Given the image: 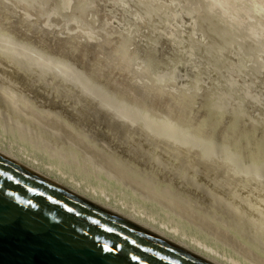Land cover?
Here are the masks:
<instances>
[{"label": "rangeland", "instance_id": "obj_1", "mask_svg": "<svg viewBox=\"0 0 264 264\" xmlns=\"http://www.w3.org/2000/svg\"><path fill=\"white\" fill-rule=\"evenodd\" d=\"M180 2L0 0V146L264 264V1Z\"/></svg>", "mask_w": 264, "mask_h": 264}, {"label": "water", "instance_id": "obj_2", "mask_svg": "<svg viewBox=\"0 0 264 264\" xmlns=\"http://www.w3.org/2000/svg\"><path fill=\"white\" fill-rule=\"evenodd\" d=\"M0 264H213L0 153Z\"/></svg>", "mask_w": 264, "mask_h": 264}, {"label": "bare ground", "instance_id": "obj_3", "mask_svg": "<svg viewBox=\"0 0 264 264\" xmlns=\"http://www.w3.org/2000/svg\"><path fill=\"white\" fill-rule=\"evenodd\" d=\"M118 1V0H117ZM124 1V0H123ZM138 1H140V0H138ZM144 2L146 1V2H149V0L147 1V0H143ZM157 1V0H156ZM163 1H165V4L167 3V4H169V5H171V7L173 6V9H171V7H169V5H168V7L173 11V13H172V17H173V22H175L176 24V26L178 27V28H180L181 29V27H183L184 26V24H186V22L187 21H192L193 19H195V18H193V13H191V12H186V10L187 9H185V11H183V9L184 8H182L183 6H180V5H178V3L180 2V0L178 1V0H175L176 2H174V0H163ZM210 1H212V0H210ZM249 1V0H248ZM255 1V0H254ZM264 1V0H263ZM56 2V1H55ZM69 2V1H68ZM178 2V3H177ZM183 2V3H182ZM182 2H180V3H182V4H184V1H182ZM208 2V1H207ZM235 2V1H234ZM247 2V1H246ZM253 2V1H252ZM10 3V2H9ZM125 3H127V2H125ZM143 3V2H142ZM151 3H153V2H151ZM164 3V2H163ZM176 3V4H175ZM186 3V2H185ZM190 3V2H189ZM250 3V2H249ZM257 4H258V1L256 2ZM68 4V3H67ZM71 3L69 2V5H70ZM129 4V3H128ZM154 4V3H153ZM166 4V5H167ZM199 4V3H198ZM218 4V3H217ZM220 4V3H219ZM3 5V4H2ZM69 5H67V6H69ZM185 5V4H184ZM187 5V4H186ZM200 5V4H199ZM261 5H263V4H261ZM71 6V5H70ZM209 6V5H208ZM255 6H257V5H255ZM124 7V6H123ZM185 7V6H184ZM193 7V6H192ZM259 7V6H258ZM262 7V6H261ZM52 8V7H51ZM182 8V9H181ZM187 8V7H186ZM207 8V7H206ZM264 8V7H263ZM53 9V8H52ZM70 9H71V7H70ZM35 11V10H34ZM72 11V10H71ZM148 11V10H147ZM256 11H260V10H256ZM144 12V11H143ZM24 13V12H23ZM33 13V12H32ZM141 13V12H140ZM150 13V12H149ZM254 13V12H253ZM36 14V13H35ZM205 14V13H204ZM228 14V13H227ZM31 16V15H30ZM139 16V15H138ZM223 16V15H222ZM34 17V16H33ZM56 17V13L54 12V10H53V12H51V10H50V13H49V15H48V18L46 17V21L44 22V23H46V25L48 26L49 24H51L52 22H53V20H54V24H56V22H57V18H55ZM45 18V17H44ZM57 19V20H55V19ZM2 19V18H1ZM29 19H30V17H29ZM32 19V18H31ZM236 19V18H235ZM143 20V19H142ZM73 21V20H72ZM88 21V20H87ZM117 21V20H116ZM195 21V20H194ZM238 21V20H237ZM139 22V21H138ZM36 24V23H35ZM60 23L58 22L57 24H56V26L57 27H59L58 25H59ZM76 24H77V22H76ZM45 25V26H46ZM70 25L71 24H69V25H66V26H68V27H65V29L66 28H68V30L66 29V31L68 32L70 29H72L71 31H74V29L76 28V27H78V24L77 25H75V24H73V26H74V28L73 27H70ZM55 26V27H56ZM72 26V25H71ZM44 27V26H43ZM52 27V28H51ZM50 28L49 27H47V28H44V29H47V31L50 29V32H51V29H53V24H52V26H51ZM69 27H70V29H69ZM49 28V29H48ZM56 31H57V29L58 28H54ZM53 29V30H54ZM60 29V28H59ZM58 29V30H59ZM78 29V28H77ZM76 30V29H75ZM95 30H96V28H95ZM182 30V29H181ZM79 30H77V32H78ZM119 31V30H118ZM179 31V30H178ZM83 32V31H82ZM92 31H87V37L90 39V41H91V39H93V33H91ZM64 33V32H63ZM70 33V32H69ZM84 33V32H83ZM184 33V32H183ZM66 34V33H65ZM72 33H70V35H71ZM74 34H77V33H74ZM79 34H80V32H79ZM85 34V33H84ZM82 35V34H81ZM62 37V36H61ZM80 37V36H79ZM141 38V37H140ZM145 41V40H144ZM174 41V40H173ZM8 42V41H7ZM92 42V41H91ZM252 42V41H251ZM117 43V42H116ZM175 45V44H174ZM23 47L24 46H22V49H23ZM8 48V47H7ZM14 48V47H13ZM113 49V48H112ZM173 49V48H172ZM14 51V50H13ZM111 51V50H110ZM7 52V51H6ZM28 52V51H27ZM15 53V52H14ZM22 53V52H21ZM33 54V53H32ZM41 56V55H40ZM39 56V57H40ZM94 56V55H93ZM258 59V58H257ZM262 59V58H261ZM263 61H264V59H263ZM254 62V61H253ZM260 63V62H259ZM263 64H264V62H263ZM261 65V64H260ZM235 67V66H234ZM264 67V66H263ZM260 68V67H259ZM70 71V70H69ZM128 75V74H127ZM22 78V77H21ZM133 79V78H132ZM240 79V78H239ZM20 80V79H19ZM178 80V79H177ZM129 81V80H128ZM9 85V84H8ZM141 85V84H140ZM143 86V85H142ZM6 87V86H5ZM138 87V88H137ZM137 87H135V88H137V93H139L140 94V92L142 93V91H140V88H141V90H144V93H147L146 91H148L147 89H143L142 87H140L139 88V85L137 86ZM9 88H12V87H9ZM15 88V87H14ZM130 88V87H129ZM138 89H139V91H138ZM146 90V91H145ZM7 91V90H6ZM12 93V92H11ZM144 93H142V95L143 96H145L144 95ZM13 94V93H12ZM138 94V95H139ZM4 95V94H3ZM62 95V94H61ZM141 95V94H140ZM142 95L140 96L141 98H142ZM146 96H147V94H146ZM61 98V97H60ZM143 99H145V98H143ZM259 99V98H258ZM20 100V99H19ZM257 100V99H256ZM161 101V100H160ZM164 102V101H163ZM155 104V103H154ZM19 105V104H18ZM116 106V105H115ZM115 106H113V107H115ZM151 106V105H150ZM125 108V107H124ZM117 109V108H116ZM126 109V108H125ZM124 109V110H125ZM10 110V109H9ZM127 110V109H126ZM130 110V109H129ZM128 111V110H127ZM152 111V110H151ZM119 112H120V110H119ZM129 112V111H128ZM151 113V112H150ZM171 113V112H170ZM136 114V113H135ZM139 114V113H138ZM137 114V115H138ZM154 114H155V112H154ZM153 114V115H154ZM163 114H165V113H163ZM117 115H119V114H117ZM123 115V114H122ZM158 115V114H157ZM166 115V114H165ZM169 115V114H168ZM123 116H125V115H123ZM127 116V115H126ZM50 117V116H49ZM148 117V116H147ZM147 117H143L145 120H147V122H145V123H150V124H148L147 126L149 127V125H152V122H151V120H150V118L148 119ZM157 117V116H156ZM159 117H160V115H159ZM165 117V116H164ZM168 117V116H167ZM142 119V118H141ZM175 119V118H174ZM108 122V121H107ZM168 124V122H166V121H163V120H161L160 121V124L158 125V124H155V123H153V129L155 128V130H156V128H159L160 129V127H161V129H163L162 131H164V132H166V131H168L169 132V129H171L172 130V128H170L171 126H168L167 125ZM154 125L156 126V127H154ZM164 127H166V128H164ZM167 127L169 128V129H167ZM57 128V127H56ZM85 129V128H84ZM87 131V130H86ZM154 131V130H153ZM175 131V130H174ZM91 132V131H90ZM168 132H166V133H168ZM94 133H96V132H94ZM173 133V132H172ZM172 133H170L169 132V134H167V136L169 135V136H171L172 135ZM73 135V134H72ZM174 135V134H173ZM168 136V137H169ZM157 137V136H156ZM167 137V138H168ZM164 138V137H163ZM166 138V139H167ZM170 139H173V137H170ZM169 139V140H170ZM168 140V139H167ZM189 140V139H188ZM83 142V141H82ZM170 142H172L171 140H170ZM178 142V141H177ZM180 142V141H179ZM169 143V142H168ZM185 143V142H184ZM197 143V142H196ZM2 144V143H1ZM172 143H170V145H171ZM4 145V144H3ZM175 145V144H174ZM180 145V144H179ZM190 145V144H189ZM136 146V145H135ZM178 146V145H177ZM5 147V146H4ZM173 147V146H172ZM186 147V146H185ZM12 148H10V149H4L3 147H2V145L0 146V153L1 154H3V155H5V156H7V157H9V158H11V159H13V160H15V161H17V162H19L20 164H22V165H24V166H26L27 168H29V169H31L32 171H34V172H36V173H38V174H41L42 176H45L46 178H48V179H50V180H52V181H54V182H56V183H58V184H60V185H62V186H64L65 188H67V189H69V190H71V191H73V192H75V193H77V194H79V195H81V196H83V197H85L86 199H88V200H90V201H92L93 203H95V204H97L98 206H100V207H102V208H104V209H106V210H108V211H110V212H112V213H114V214H117V215H119V216H121V217H123V218H126V219H128V220H130V221H132V222H135V223H137V224H139V225H141V226H143L144 228H146V229H148V230H151L152 232H154V233H156V234H158L159 236H162L163 238H166V239H168V240H170V241H172V242H175L176 244H178V245H180V246H182L183 248H185V249H187V250H189V251H191V252H193V253H195V254H197V255H199V256H201V257H203V258H205L206 260H208V261H210V262H212L213 264H241L240 263V261H238V260H235L234 258H232V257H228L227 255H225V254H222V253H220L216 248H214V247H212V246H210V245H208L207 244V242L206 241H204L203 239H198V238H195V237H193V236H189L188 234H187V230H184L183 228V230L180 228V227H177V226H169V225H167L166 223H160V224H158L157 222H156V219L153 217V216H148L149 218H146V217H143V215H145V216H147L145 213H142L141 211H143V210H141L140 211V209L139 210H137V209H135V208H130V207H127V205H123V206H119V205H117V204H114L112 201L110 202V200H111V198L108 196V195H106L105 194V192L103 191L106 187H104V186H100V189H101V187H104L103 188V190L101 189H99V186L97 187V188H93V187H89V186H82V182L81 181H76L73 177H70L69 176V178L68 177H66V176H68L67 174H64L63 172H60L59 170L60 169H57L60 173H61V175H57L56 174V176L54 177L52 174L54 173L53 171L55 170H52V171H50L49 170V167L48 168H44L45 166H40L39 165V159L38 158H33L32 157V159L30 158L31 156L30 155H27L26 153H23L22 155H16V154H13V152H12V150H11ZM139 152V151H138ZM154 152V151H153ZM164 153V152H163ZM20 154V153H19ZM166 155V154H165ZM22 156V157H21ZM56 156V155H55ZM150 156V155H149ZM167 156V155H166ZM23 157H25L26 158V160L23 158ZM30 158V159H29ZM54 158V157H53ZM58 162V161H57ZM66 162V161H65ZM71 163V162H70ZM51 165V164H50ZM59 165H61V163L60 164H58V166ZM52 166V165H51ZM53 166H55V165H53ZM52 166V167H53ZM51 167V168H52ZM163 167V166H162ZM50 168V169H51ZM54 168V167H53ZM52 168V169H53ZM56 168V167H55ZM42 170H44V171H42ZM190 170H191V168H190ZM46 171V172H45ZM56 173H58V172H56ZM65 175V176H64ZM218 175V174H217ZM65 177H66V179H69L70 181H71V185H69V183H66L64 180H62V179H65ZM197 180V179H196ZM83 187V188H82ZM89 187V188H88ZM180 188V187H179ZM204 194V193H203ZM200 199V198H199ZM241 201V200H240ZM127 209V210H126ZM254 209V208H253ZM250 210H251V208H250ZM250 214V213H249ZM149 220V221H148ZM255 220V219H254ZM145 221V222H144ZM152 223L153 224H155V226L154 225H152ZM255 223V222H254ZM263 226V225H262Z\"/></svg>", "mask_w": 264, "mask_h": 264}]
</instances>
